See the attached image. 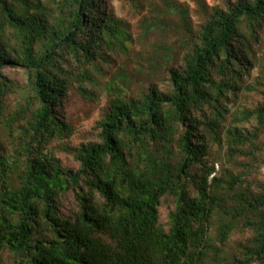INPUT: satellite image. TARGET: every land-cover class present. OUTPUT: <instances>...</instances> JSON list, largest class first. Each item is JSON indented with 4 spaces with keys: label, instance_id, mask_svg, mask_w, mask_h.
Wrapping results in <instances>:
<instances>
[{
    "label": "trees",
    "instance_id": "obj_1",
    "mask_svg": "<svg viewBox=\"0 0 264 264\" xmlns=\"http://www.w3.org/2000/svg\"><path fill=\"white\" fill-rule=\"evenodd\" d=\"M111 2L0 0V264H264V182L249 178L264 162V0L214 6L198 30L182 9L189 49L165 89L107 81L97 138L67 167L51 141L73 134V81L98 87L106 49L132 40ZM244 90L254 107H236ZM252 118L253 132L239 126ZM215 142L239 172L217 169Z\"/></svg>",
    "mask_w": 264,
    "mask_h": 264
},
{
    "label": "rangeland",
    "instance_id": "obj_2",
    "mask_svg": "<svg viewBox=\"0 0 264 264\" xmlns=\"http://www.w3.org/2000/svg\"><path fill=\"white\" fill-rule=\"evenodd\" d=\"M237 0H137V5L130 0H112L115 13L123 27L129 31L132 40L126 41L129 45L128 51L106 49L100 65L103 73H95L99 86L96 87L88 79L84 82L73 81L70 88V97L66 100L65 114L68 122L73 127V134L63 142L59 139L51 141V150L54 156L61 159L62 164L67 167L78 168L79 164L70 149L97 138L98 121L101 120L105 111L109 108L110 100L106 89L107 81L119 82L130 94L139 95L143 93L153 82L158 89H165L167 80L165 74L169 66L182 61L183 55L188 51L186 46L187 30L184 25L182 9H187L192 21L193 28L198 30L206 20L207 12L217 5L226 6L229 2ZM166 14V23L158 24L156 19H162ZM162 20H165L162 19ZM161 21V20H160ZM10 76L18 79L23 84L27 82L26 75L21 69H8ZM258 69L253 71L256 77ZM86 89L87 92H84ZM261 99L257 92L244 90L236 99L238 108H252ZM257 121L239 124L241 128L254 131ZM8 134L2 131V144L11 149ZM262 141L264 135L259 136ZM257 140V143H259ZM215 158L220 161L216 164L218 170L223 166L234 170V162L226 156V146L222 148L218 143L212 145ZM260 154H264V151ZM225 155V156H224ZM260 168L252 172L249 177L255 182H264V162L258 163ZM73 195L69 192L63 198L61 210L67 212L75 207ZM175 208L173 199L163 202L161 207V221L167 224L169 214ZM248 232L242 236H248ZM237 239V238H236ZM239 239V238H238ZM242 240L245 238H241ZM6 262H11V256L4 255ZM262 264V263H256Z\"/></svg>",
    "mask_w": 264,
    "mask_h": 264
}]
</instances>
